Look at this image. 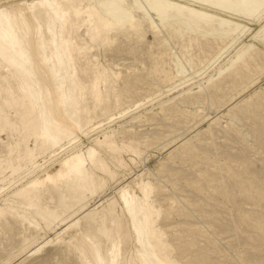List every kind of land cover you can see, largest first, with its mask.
Masks as SVG:
<instances>
[{"label":"rangeland","instance_id":"374dc122","mask_svg":"<svg viewBox=\"0 0 264 264\" xmlns=\"http://www.w3.org/2000/svg\"><path fill=\"white\" fill-rule=\"evenodd\" d=\"M32 1L0 0V264H264V2L42 1L27 51ZM67 160L87 190L31 186Z\"/></svg>","mask_w":264,"mask_h":264},{"label":"bare ground","instance_id":"6f19581e","mask_svg":"<svg viewBox=\"0 0 264 264\" xmlns=\"http://www.w3.org/2000/svg\"><path fill=\"white\" fill-rule=\"evenodd\" d=\"M16 1V0H15ZM43 2H46V4L50 5V10H52V12L59 16V17H64L65 16V11L62 10V7H60L57 3L53 2V1H50L49 0H34L32 1V3L28 4L29 6L27 7V10L26 11H17L14 12L13 14L15 15V17L19 18V21H20V27H19V30L21 32V36H22V43L24 45V48L27 50V51H30V48H31V40L29 41V39H31L32 36H34L37 32H36V29L34 28V26L30 23V22H33L34 19H32L30 22L26 21V14H32L34 13L35 9L37 6L41 5V3ZM65 1V4L66 6L68 7H75V4H81V0H64ZM121 1V0H120ZM217 1H224V0H217ZM264 2V0H241L240 4L244 7V9L246 11H248L247 13L252 12L253 9H255L256 7H259L262 3ZM255 6V7H254ZM41 8V6H39ZM47 7V5H46ZM38 8V7H37ZM40 8H38L40 10ZM43 8V7H42ZM41 8V9H42ZM37 9V10H38ZM73 9V8H72ZM71 9V10H72ZM36 10V11H37ZM70 10V9H69ZM74 10V9H73ZM75 11V10H74ZM47 14V18H48V21L50 20H53L51 19L50 17V14H48V12H46ZM77 16L79 15L80 11L77 9L75 12H74ZM85 14H87V23L90 24V10H85ZM121 21V15L119 12H117V10L113 9V10H108L106 11L105 13V16H102L100 15L99 18H98V23L100 24V28L104 29V30H107V31H112L115 29V27L120 23ZM35 22V21H34ZM91 26V25H90ZM3 29V28H2ZM150 32V31H149ZM18 36V35H17ZM20 36V37H21ZM36 37V35H35ZM97 37V36H96ZM1 38V37H0ZM8 39V38H7ZM6 39V43H3V44H7V47L8 46H12L14 45L12 42L14 41H10V40H7ZM2 40V39H1ZM16 41V40H15ZM18 41V40H17ZM38 40L36 39V42ZM40 41V39H39ZM38 41V42H39ZM41 44V43H40ZM40 44H36L35 47H36V50L38 51L39 50V47H40ZM16 45H17V42H16ZM2 44L0 43V57L1 58H4L6 60H10L12 58H15L13 55L11 58H8L9 56V53L6 52V49L4 51H2V49L5 48V46L2 48ZM13 48V47H12ZM21 48V47H20ZM61 48V47H60ZM19 49V48H18ZM41 49V48H40ZM13 50V49H12ZM16 50V49H15ZM14 50V51H15ZM7 51H8V48H7ZM40 51V50H39ZM20 52V51H19ZM58 52V51H57ZM152 52V51H151ZM16 54H19L17 52H15ZM21 55H22V52H20ZM35 54V53H34ZM34 57L38 58L40 57V55H34ZM19 54V56H21ZM52 55V54H51ZM17 56V55H16ZM53 57V56H52ZM62 59V58H61ZM60 59V61H61ZM5 60V61H6ZM8 60V61H9ZM44 60V59H43ZM59 60V59H58ZM17 61V60H16ZM59 61V62H60ZM7 62V61H6ZM13 62V60H12ZM11 61L9 63H12ZM52 62V61H51ZM50 62V63H51ZM15 65V63H12V66ZM17 65V64H16ZM15 65V66H16ZM62 65V64H60ZM19 67V66H18ZM60 67V66H59ZM17 68V67H16ZM63 69V68H62ZM37 71L39 72L40 69L38 68ZM67 72V71H66ZM164 73V72H163ZM40 74V72H39ZM44 75V74H43ZM51 75V74H50ZM56 75V74H55ZM115 77V75H114ZM166 80V79H165ZM168 80V79H167ZM41 83H45L47 82L44 78L40 79ZM60 84V83H59ZM19 90L21 92H25L26 90V87L25 86H22L20 85L19 87ZM97 87L94 86L93 88V92L92 95L95 97L94 99H96L97 102H99L100 100V97H99V93H98V90L96 89ZM47 95H49V97L51 98L50 101L53 100V95L55 94L51 88H48L46 87L45 88V91ZM34 103L35 101L34 100H30V105L34 106ZM50 111L52 114H54L58 119V121H55L53 124H49L47 122H42L41 123V126H40V132H39V138L46 144H48L51 148L52 147H55L58 143H59V139L57 138L58 134L60 133L59 132V129L57 126L58 123H59V119H63V116L61 114L58 113L57 109H56V105H50ZM35 112V110H34ZM71 119V118H70ZM61 122V121H60ZM130 152L134 155H137L139 154V151L137 148H129ZM63 176H66L68 177V184H71L75 189L77 190H87L86 188V177L84 175V173L82 172V170L78 167H76V165L74 163H72V161L70 160H67V161H64L60 167V169L58 171H56L55 173L53 174H47L44 178H37L33 181V183H31L32 187L33 186H36V185H42V184H45L46 182L50 181V182H54L56 180H59L60 177H63ZM50 241V240H49ZM71 243V242H70ZM48 244V243H46ZM45 244V245H46ZM36 251V250H35Z\"/></svg>","mask_w":264,"mask_h":264}]
</instances>
